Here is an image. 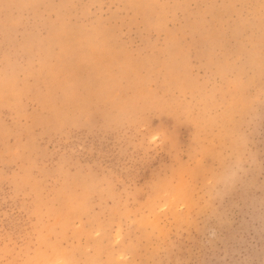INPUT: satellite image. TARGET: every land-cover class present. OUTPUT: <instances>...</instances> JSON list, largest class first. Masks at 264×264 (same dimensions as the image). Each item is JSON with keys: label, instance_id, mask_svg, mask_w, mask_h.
Returning a JSON list of instances; mask_svg holds the SVG:
<instances>
[{"label": "rangeland", "instance_id": "obj_1", "mask_svg": "<svg viewBox=\"0 0 264 264\" xmlns=\"http://www.w3.org/2000/svg\"><path fill=\"white\" fill-rule=\"evenodd\" d=\"M0 264H264V0H0Z\"/></svg>", "mask_w": 264, "mask_h": 264}]
</instances>
